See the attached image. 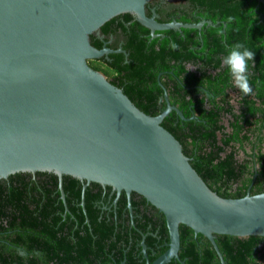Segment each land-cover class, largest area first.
I'll return each mask as SVG.
<instances>
[{
    "label": "water",
    "instance_id": "95a60500",
    "mask_svg": "<svg viewBox=\"0 0 264 264\" xmlns=\"http://www.w3.org/2000/svg\"><path fill=\"white\" fill-rule=\"evenodd\" d=\"M149 2L0 0V180L52 173L60 190L62 177L70 176L136 193L164 216L169 237L166 251L146 264L180 261V225L205 237L225 264L215 237L264 238V193L219 197L161 126L172 111L187 120L166 93L165 109L147 115L88 66L89 60L123 52L90 43L119 15H131L151 38L219 24L159 23L155 13L146 14Z\"/></svg>",
    "mask_w": 264,
    "mask_h": 264
},
{
    "label": "trees",
    "instance_id": "16d2710c",
    "mask_svg": "<svg viewBox=\"0 0 264 264\" xmlns=\"http://www.w3.org/2000/svg\"><path fill=\"white\" fill-rule=\"evenodd\" d=\"M179 2H184V7L170 12L183 13L180 22L205 20L219 24L203 26L200 31L156 32L159 37L151 38L149 30L131 15H119L100 30L104 35L123 36L128 62L119 54L109 55L112 62L105 58L91 62L110 69L115 79H125L130 86L123 93L150 116L165 109L163 92L157 86L150 92H142L141 88L148 81L156 85L162 73L169 103L187 120L179 119L172 111L161 126L180 143L191 167L208 188L225 199L243 198L248 190L251 196L264 193V5L256 0ZM146 14L150 16V12ZM157 14L160 23L170 22L166 17L169 12L161 10ZM90 43L101 48L94 35ZM236 43H243L255 53L254 63L249 62L252 95L241 93L228 68L222 65ZM111 84L118 88L114 82ZM142 94L152 97H139ZM62 188L77 191L82 184L63 176ZM58 191V178L52 173H17L0 180V264H119L121 236L112 227L98 225L92 213H88L90 229L84 224L83 213L70 205L78 224L69 215L64 219L63 204L55 201ZM151 208L158 213L156 220L148 217V223L141 227L145 232L151 224L150 230L156 233L144 240L150 262L165 251L163 245L168 242L165 218ZM135 234L125 264L144 262L138 245L142 237ZM179 237L180 261L170 264H221L202 235H194L180 225ZM215 243L225 264H264V238L217 235ZM113 251L119 253L118 258H111Z\"/></svg>",
    "mask_w": 264,
    "mask_h": 264
},
{
    "label": "flooded vegetation",
    "instance_id": "af4514ba",
    "mask_svg": "<svg viewBox=\"0 0 264 264\" xmlns=\"http://www.w3.org/2000/svg\"><path fill=\"white\" fill-rule=\"evenodd\" d=\"M183 5H185V3L179 2V0H150V2L146 5L145 10L146 12H150V16H152L155 13L158 16L156 19L157 22H159L158 19H161V16H159L157 12L164 10L169 12V14L166 17L170 19V22L182 23L180 22V20L184 16L183 13L180 12L175 13L170 11L182 9L184 7ZM193 17L195 18V16ZM183 24H194V23H183ZM119 34L120 33H117L118 36H115L114 34L104 35L100 30V35L99 36L94 35V36L100 42L101 48L102 46L105 45L107 48H109L112 51L121 49L123 51L122 53H111L109 55L119 54L124 58V61L127 63L129 55L125 50H123L122 47L124 44L123 36ZM114 45L117 46L116 49L113 48ZM109 55H108V59L106 60L112 62L109 59ZM95 60H89L88 66L91 67L93 70L102 73L110 83L114 82L115 84H117L118 88L125 93V90H128V87L130 86L128 82L125 79H121V81L115 79L116 74H112L110 69L106 67L101 69L102 66H99L98 64H96V62L94 63L91 62ZM161 76L162 73H159V75L156 78V85L151 84L149 81L147 83L145 82L144 87L141 88L142 92H150V90L156 89L155 86H157L162 90L163 97H165L164 93H166V96L168 97L167 90L162 83ZM139 97H152V95L142 94ZM79 183L82 184L81 190L64 191L63 188L62 190H60L59 188L58 195L56 194L57 192H52L54 195H57V199L55 201L57 203L63 204L64 213H61L62 217L66 219V215H69L70 219H74L73 221L76 224H78V221L76 222V219L72 214V211L68 208V206L70 205L73 209H77V211H81V213H83L85 220L84 224L87 225L90 229L92 228V223L88 213H92V215L95 216V220L98 225H106L108 227H112L115 233L120 235L121 236L120 238L122 239V243H121L122 261L119 264H125L128 256L131 255V248L133 245L132 236L136 233L135 236L142 237L141 241L139 240V244H138L140 246L139 253L141 255L142 260L144 261L142 262V264H146L147 262L151 263L147 253L148 248L144 243V240L148 235H152L155 237L156 233H153V231L150 230L151 224L146 226L145 232H143L141 227L144 224L148 223L147 222L148 217L151 220L154 221L156 220L158 213L155 212L153 208H151L152 205L149 206L150 204L142 196L136 193H130L128 195L124 191L117 192L111 189L110 187H109L110 189H108V186L104 187L99 184H98L99 186H94L93 182L87 183L86 181L79 180ZM58 187H59V183H58ZM83 187H85V189H83ZM87 207L90 209V212L88 211ZM126 240L127 242H125ZM168 242H169V237H168ZM168 242L165 243L163 247L167 248L166 246ZM143 245L145 247H143ZM151 251L152 254L154 255V250L152 249ZM113 256H116V258H118L119 253H117L116 255V253L113 251L111 258H113ZM174 261H178V260H174ZM113 262L116 263L115 260H113Z\"/></svg>",
    "mask_w": 264,
    "mask_h": 264
},
{
    "label": "clouds",
    "instance_id": "9594fccd",
    "mask_svg": "<svg viewBox=\"0 0 264 264\" xmlns=\"http://www.w3.org/2000/svg\"><path fill=\"white\" fill-rule=\"evenodd\" d=\"M250 61L254 63L255 53L243 43H236L222 60V65L228 68L234 86L244 95L253 94L249 75Z\"/></svg>",
    "mask_w": 264,
    "mask_h": 264
}]
</instances>
